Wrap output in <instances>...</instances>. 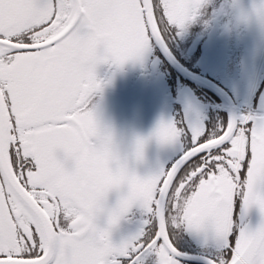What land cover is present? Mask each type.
Segmentation results:
<instances>
[{
  "label": "snow or ice",
  "instance_id": "obj_1",
  "mask_svg": "<svg viewBox=\"0 0 264 264\" xmlns=\"http://www.w3.org/2000/svg\"><path fill=\"white\" fill-rule=\"evenodd\" d=\"M202 0H0V264H178L170 230L207 234L219 249L206 264H264V116L245 114L214 132L188 120H161L160 145L187 141L166 167L139 177L120 167L87 195L71 179L79 171L69 139L78 122L97 123L88 107L100 88L96 68L139 57L166 31L182 29ZM127 43L113 48L105 33ZM106 149L113 157L111 136ZM145 140L133 154L142 159ZM225 194L218 198L217 187ZM125 189L105 208L107 194ZM230 189V192L228 191ZM252 193L258 196L253 197ZM241 218L256 209L255 227ZM207 201L197 216L190 203ZM134 206L141 227L114 243L112 229ZM103 214L101 226L99 218ZM217 214L228 222L217 223Z\"/></svg>",
  "mask_w": 264,
  "mask_h": 264
},
{
  "label": "flooded vegetation",
  "instance_id": "obj_2",
  "mask_svg": "<svg viewBox=\"0 0 264 264\" xmlns=\"http://www.w3.org/2000/svg\"><path fill=\"white\" fill-rule=\"evenodd\" d=\"M258 3L260 0H202L182 29L171 26L166 31L163 44L151 43L139 57L122 65L97 66L100 88L88 101L97 128L89 134L78 122L68 141L80 164L71 179L75 194L87 195L106 180H116L108 173L120 167L145 177L170 164L187 141L157 143L151 134L161 120L179 123L187 119L191 127L211 133L245 114L264 116V30L237 15L241 7L250 10ZM105 36L113 48L128 42L118 29ZM106 134L111 136L115 157L106 149ZM137 139L145 140L140 160L133 154ZM124 191L109 192L105 208L114 206ZM215 192L222 198L225 188L217 187ZM207 207V201L193 202L187 212L194 217ZM104 219L102 214L101 226ZM216 219L220 227H228L222 215L217 214ZM235 221L237 230L245 223L239 197ZM141 222V210L134 206L112 229V241L118 243L135 233ZM170 235L181 253L178 264H206L219 254L207 234L172 229ZM147 264H155V258L149 257Z\"/></svg>",
  "mask_w": 264,
  "mask_h": 264
},
{
  "label": "clouds",
  "instance_id": "obj_3",
  "mask_svg": "<svg viewBox=\"0 0 264 264\" xmlns=\"http://www.w3.org/2000/svg\"><path fill=\"white\" fill-rule=\"evenodd\" d=\"M237 15L241 19L246 17L250 22H255L261 30H264V0H260L258 4H253L250 10L241 7L237 11Z\"/></svg>",
  "mask_w": 264,
  "mask_h": 264
},
{
  "label": "water",
  "instance_id": "obj_4",
  "mask_svg": "<svg viewBox=\"0 0 264 264\" xmlns=\"http://www.w3.org/2000/svg\"><path fill=\"white\" fill-rule=\"evenodd\" d=\"M255 23V22H254ZM254 23L252 24V26H254ZM255 26H258L256 23H255ZM264 108V107H262ZM166 112H163L162 115L163 116H166ZM233 113L229 112L228 115H232ZM258 169L260 171H264V160L260 161L259 164H258ZM253 197H256L258 196L257 193H252ZM259 220H260V216H259V213L256 209H249L248 212L245 214V223L252 226V227H255L257 223H259Z\"/></svg>",
  "mask_w": 264,
  "mask_h": 264
}]
</instances>
